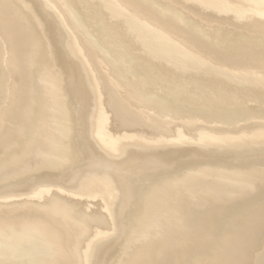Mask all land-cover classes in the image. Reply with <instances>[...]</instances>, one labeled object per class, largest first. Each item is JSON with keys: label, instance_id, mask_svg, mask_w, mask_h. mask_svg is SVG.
Listing matches in <instances>:
<instances>
[{"label": "bare ground", "instance_id": "obj_1", "mask_svg": "<svg viewBox=\"0 0 264 264\" xmlns=\"http://www.w3.org/2000/svg\"><path fill=\"white\" fill-rule=\"evenodd\" d=\"M81 1L0 0V264H264V0Z\"/></svg>", "mask_w": 264, "mask_h": 264}, {"label": "rangeland", "instance_id": "obj_2", "mask_svg": "<svg viewBox=\"0 0 264 264\" xmlns=\"http://www.w3.org/2000/svg\"><path fill=\"white\" fill-rule=\"evenodd\" d=\"M86 1H88V0H82L80 3H79V10H78V12H79V14L83 17V18H86L87 19V21H88V23H87V27L89 28L90 27V29H97V28H99V29H102L104 32H106L107 31V28H108V25L106 24V22L104 21V17H102V14H101V12L100 11H98V9L94 6V5H92L91 3H89V2H86ZM151 9V8H150ZM152 10V9H151ZM147 10L148 12V14H150V15H153L154 17H156V19H157V21H161V22H164V21H167V20H171L172 21V19H170V18H166V17H162V16H160V15H158L154 10ZM185 12V11H184ZM185 13H187V12H185ZM192 14H190V16H191ZM192 17V16H191ZM193 18H195V17H193ZM195 19H197V18H195ZM170 21V22H171ZM209 25H211L213 28H216V26L218 27V28H226L224 25H219L218 26V24H216V23H214V22H212L211 24H209ZM173 26H175V27H177L176 25H173ZM172 26V27H173ZM116 27V26H115ZM236 34H239V36H238V38H240L241 39V41L238 39V40H236V41H233V40H230L232 37H234V36H231V35H226L225 34V36H224V38H223V41H222V44L225 46V47H227L228 49H230L233 53L235 52H237V50H242L243 49V47L244 46H248V45H250L252 48H254V50L257 52L258 50H264V44H262V43H260V42H252V43H247V42H245L246 40L245 39H247L248 40V37H247V35H246V37L243 35V34H241V33H239V32H236ZM119 35L121 36V38H119V39H116L115 37H112V39L114 40V42H117V44L119 43L120 45H121V43H124L125 45H126V48L125 49H123L124 50V52L126 53V55H130V56H133V57H135L136 59H139V57H138V55L137 54H135L134 53V50H133V47H134V43L131 41V39L130 38H128L126 35H124L122 32H121V30L119 31ZM236 36V35H235ZM189 38V37H188ZM188 40H191L190 38L188 39ZM249 42V41H248ZM112 43V42H111ZM116 44V45H117ZM118 44V45H119ZM198 44V43H197ZM198 46H199V49L202 51V52H204V53H207V54H209V55H212V56H216V58L218 59V60H220V61H222V60H228V61H230L229 62V65H231L232 64V66H240V67H242V66H244L245 64L242 62V61H240V60H236L235 58H227V57H224V56H222L221 54L219 55L218 54V52H216L215 50H211V48H209V47H207V45H204V44H202V43H199L198 44ZM138 61V60H137ZM1 188V187H0ZM21 199H23V197H16V198H8V199H6V200H2V199H0V200H2V201H5V202H9V201H19V200H21ZM95 201H93V203H94ZM65 203V201H63V200H60L59 201V204L61 205V204H64ZM92 202H91V204L93 205V207H92V205H91V207L89 206V208L91 209V208H93L92 210H95L96 208H97V205L94 203L93 204ZM68 206V205H67ZM71 209V211L70 210H67L68 212H72V213H75L76 211L73 209V208H70ZM21 211L22 210H16V209H14L13 211H11V212H9V214L11 215V216H18L19 214H21ZM38 212H40V211H38ZM44 215H46V214H44ZM49 219H51V220H56L57 222H60L61 224H63V225H65L66 226V224H68L67 222H68V220H66V221H62V220H57V219H55V218H51V217H49L48 215H46Z\"/></svg>", "mask_w": 264, "mask_h": 264}]
</instances>
